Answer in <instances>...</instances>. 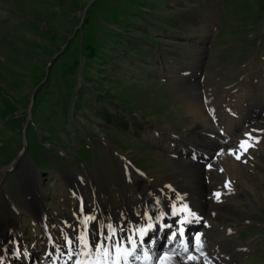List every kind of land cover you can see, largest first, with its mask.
I'll use <instances>...</instances> for the list:
<instances>
[{
  "label": "rangeland",
  "instance_id": "374dc122",
  "mask_svg": "<svg viewBox=\"0 0 264 264\" xmlns=\"http://www.w3.org/2000/svg\"><path fill=\"white\" fill-rule=\"evenodd\" d=\"M195 99L214 133L191 127ZM201 138L235 174L180 165ZM224 171L237 264H264V0H0V239L11 223L35 243L41 206L57 224L168 201L172 173L213 195Z\"/></svg>",
  "mask_w": 264,
  "mask_h": 264
},
{
  "label": "bare ground",
  "instance_id": "6f19581e",
  "mask_svg": "<svg viewBox=\"0 0 264 264\" xmlns=\"http://www.w3.org/2000/svg\"><path fill=\"white\" fill-rule=\"evenodd\" d=\"M197 103L195 99L187 106V112L194 118L191 127L196 126L203 133H214L217 129L203 119L206 115L203 116V110ZM180 137L192 143L196 141L189 135ZM244 138L238 135L229 141L237 146ZM186 142L184 144L188 146ZM199 142L201 147L189 146V153L192 152L191 157L195 161L188 162L190 166L183 162L180 165L189 167L194 177L203 176L206 168H212L216 173L228 168L235 174L237 167L230 157L233 147L228 150L231 146L204 138ZM198 159L201 161H196ZM226 172L213 195H207L203 188L199 190L187 186L177 179L180 174L172 173L168 180L169 187L175 191L174 196H169L166 201L154 191L147 193L143 190L146 208L121 206L117 219L113 212L104 210L100 205V219L96 209L90 212L81 207L74 209L70 215L65 212L63 218L59 217L61 222L57 225L45 206L38 207L34 242L39 243V260H35L37 251L32 256L28 255V245H37L26 243L22 232L17 227L13 230L9 223L6 240L0 239V264H16L19 256L28 257L27 264H237L244 250L230 236L236 226L220 222L222 214L236 212L238 208L229 209L222 201L221 194L231 190L224 183ZM210 206L215 207L211 209ZM209 232L214 234L215 238L211 241L215 248L205 239ZM165 235L168 237L166 240ZM25 258L18 264H26Z\"/></svg>",
  "mask_w": 264,
  "mask_h": 264
}]
</instances>
